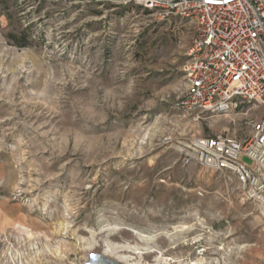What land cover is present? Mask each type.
Masks as SVG:
<instances>
[{"label": "rangeland", "instance_id": "obj_1", "mask_svg": "<svg viewBox=\"0 0 264 264\" xmlns=\"http://www.w3.org/2000/svg\"><path fill=\"white\" fill-rule=\"evenodd\" d=\"M179 32L133 0H0V264H264V212L184 161L264 107L183 112Z\"/></svg>", "mask_w": 264, "mask_h": 264}, {"label": "built area", "instance_id": "obj_2", "mask_svg": "<svg viewBox=\"0 0 264 264\" xmlns=\"http://www.w3.org/2000/svg\"><path fill=\"white\" fill-rule=\"evenodd\" d=\"M133 1L180 31L183 112L229 115L244 103L264 107V0ZM247 122L243 138L221 132L191 139L184 161L230 174L241 199L264 212V115Z\"/></svg>", "mask_w": 264, "mask_h": 264}, {"label": "trees", "instance_id": "obj_3", "mask_svg": "<svg viewBox=\"0 0 264 264\" xmlns=\"http://www.w3.org/2000/svg\"><path fill=\"white\" fill-rule=\"evenodd\" d=\"M11 36H12L11 38H13V39L16 38L14 35H11ZM25 44H26V43H22V44H20V46H25Z\"/></svg>", "mask_w": 264, "mask_h": 264}]
</instances>
